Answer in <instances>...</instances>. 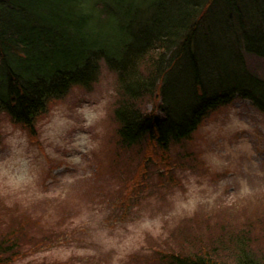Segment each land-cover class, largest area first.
Listing matches in <instances>:
<instances>
[{"label": "trees", "instance_id": "1", "mask_svg": "<svg viewBox=\"0 0 264 264\" xmlns=\"http://www.w3.org/2000/svg\"><path fill=\"white\" fill-rule=\"evenodd\" d=\"M250 56L264 59V0H0V123L7 117L33 133L52 100L93 87L106 71L114 75L112 146L139 149L145 170L236 98L264 115V74ZM35 204L0 203V264L68 236L75 212L54 216ZM263 223L222 220L194 239L181 231L187 242L153 239L134 256L139 264H264L254 246Z\"/></svg>", "mask_w": 264, "mask_h": 264}, {"label": "rangeland", "instance_id": "2", "mask_svg": "<svg viewBox=\"0 0 264 264\" xmlns=\"http://www.w3.org/2000/svg\"><path fill=\"white\" fill-rule=\"evenodd\" d=\"M248 63L264 74V59ZM103 72L93 87L52 100L33 133L1 118L0 203L76 213L66 238L11 264H139L134 255L153 239L176 244L187 242L183 230L194 239L222 220L264 219V115L249 100L210 112L191 141L144 170L139 149L112 146L114 75ZM254 232L264 250V223Z\"/></svg>", "mask_w": 264, "mask_h": 264}]
</instances>
